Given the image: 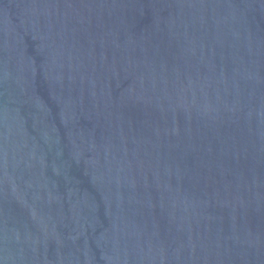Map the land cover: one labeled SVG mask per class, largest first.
I'll return each instance as SVG.
<instances>
[{"label": "water", "instance_id": "obj_1", "mask_svg": "<svg viewBox=\"0 0 264 264\" xmlns=\"http://www.w3.org/2000/svg\"><path fill=\"white\" fill-rule=\"evenodd\" d=\"M0 264H264V0H0Z\"/></svg>", "mask_w": 264, "mask_h": 264}]
</instances>
